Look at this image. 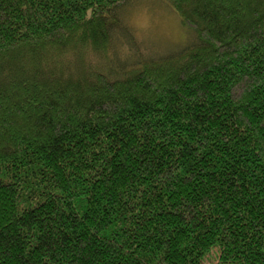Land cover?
<instances>
[{"label": "trees", "instance_id": "trees-1", "mask_svg": "<svg viewBox=\"0 0 264 264\" xmlns=\"http://www.w3.org/2000/svg\"><path fill=\"white\" fill-rule=\"evenodd\" d=\"M130 1L0 0V264H264V0L128 62Z\"/></svg>", "mask_w": 264, "mask_h": 264}, {"label": "rangeland", "instance_id": "rangeland-1", "mask_svg": "<svg viewBox=\"0 0 264 264\" xmlns=\"http://www.w3.org/2000/svg\"><path fill=\"white\" fill-rule=\"evenodd\" d=\"M120 14L132 43L119 38L117 44L128 62L175 55L198 42L195 33L162 0H131Z\"/></svg>", "mask_w": 264, "mask_h": 264}]
</instances>
